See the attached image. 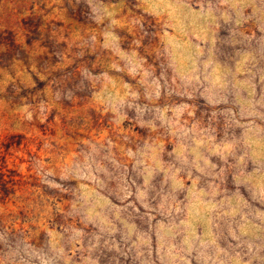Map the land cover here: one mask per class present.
I'll return each mask as SVG.
<instances>
[{
    "label": "clouds",
    "instance_id": "clouds-1",
    "mask_svg": "<svg viewBox=\"0 0 264 264\" xmlns=\"http://www.w3.org/2000/svg\"><path fill=\"white\" fill-rule=\"evenodd\" d=\"M23 6L39 36L0 23V132L61 131L8 194L23 216L0 208V264H264V0Z\"/></svg>",
    "mask_w": 264,
    "mask_h": 264
},
{
    "label": "rangeland",
    "instance_id": "rangeland-1",
    "mask_svg": "<svg viewBox=\"0 0 264 264\" xmlns=\"http://www.w3.org/2000/svg\"><path fill=\"white\" fill-rule=\"evenodd\" d=\"M21 4L18 9H11L10 12L4 18H0V23H7L15 29L17 33V39H21L25 32L32 33L27 36L26 43L31 46L33 40L38 39L39 33L36 29L39 27L41 21L37 20L35 23L31 18L24 19L32 11L31 6L24 7V0H17ZM73 27H77L75 21L70 22ZM20 25V27H16ZM7 43L12 52L10 55H14L19 46L14 42V35L12 32H8L7 37L0 36V44ZM32 51H42L41 48L33 47ZM21 57L26 60V54L21 51ZM8 57L0 58V66H4V60ZM38 88H43L44 83H37ZM2 99V98H0ZM62 113L72 111V109L60 108ZM0 119L14 122L15 118L12 115L0 114ZM102 123V122H101ZM60 127L58 124H52L49 129L37 130L33 128L31 131H22L21 135L13 136L11 138L4 132H0V196H4L3 200H0V208H5L8 212H16L18 215L23 216L21 211L22 201L15 200L9 196V192L13 189L17 194L22 195L26 190H30L32 184L29 182L31 174L30 159L32 156L42 157L43 153L38 148L37 137L39 135H54L60 134ZM95 127L91 129L88 135L95 134ZM70 141V138H69ZM69 147L72 145L69 143ZM23 166V172L19 169Z\"/></svg>",
    "mask_w": 264,
    "mask_h": 264
}]
</instances>
